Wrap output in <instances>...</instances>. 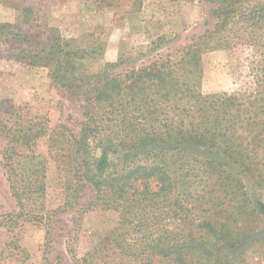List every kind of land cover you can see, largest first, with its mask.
<instances>
[{"label": "trees", "instance_id": "trees-1", "mask_svg": "<svg viewBox=\"0 0 264 264\" xmlns=\"http://www.w3.org/2000/svg\"><path fill=\"white\" fill-rule=\"evenodd\" d=\"M195 1L210 14L202 34L123 72L115 63L88 72L84 56L96 50L55 33L41 51L47 57L35 55L54 82L76 90L85 111L78 132L21 106L0 113L1 164L24 222L49 224L76 208L80 217L117 211L108 257L144 263L243 264L264 243V0ZM6 28L21 37L13 23L0 33ZM240 45L260 51L255 89L204 94L203 54ZM53 163L63 201L48 208ZM88 188L93 197L81 203Z\"/></svg>", "mask_w": 264, "mask_h": 264}, {"label": "rangeland", "instance_id": "rangeland-1", "mask_svg": "<svg viewBox=\"0 0 264 264\" xmlns=\"http://www.w3.org/2000/svg\"><path fill=\"white\" fill-rule=\"evenodd\" d=\"M207 20L208 9L195 0H0V24L13 23L21 34H9L12 28L0 33V113L21 106L30 118L49 119L52 128L65 124L79 131L85 111L82 98L54 82L50 69L37 62L47 57L41 51L48 49L54 33L77 39L72 42L75 49L96 50L84 56L88 72L103 71L108 63L123 72L178 48L187 36L202 34ZM37 53L43 59L34 58ZM260 58L257 48L244 45L204 53L201 91H253ZM6 143L0 129V264H159L157 257L150 263L124 254L108 257L113 239L108 232L120 224L114 210L84 211L80 217L81 208H76L57 213L49 224L24 222L1 164ZM50 166L46 206L55 208L63 201V191L59 170L54 163ZM93 194L86 189L80 202ZM243 264H264V243L250 251Z\"/></svg>", "mask_w": 264, "mask_h": 264}]
</instances>
